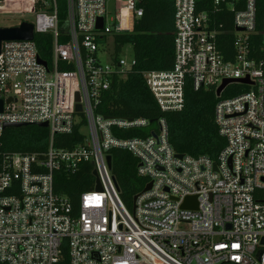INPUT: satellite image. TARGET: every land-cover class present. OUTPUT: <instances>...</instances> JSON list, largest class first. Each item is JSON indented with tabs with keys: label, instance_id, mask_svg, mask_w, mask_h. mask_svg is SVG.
Listing matches in <instances>:
<instances>
[{
	"label": "built area",
	"instance_id": "built-area-1",
	"mask_svg": "<svg viewBox=\"0 0 264 264\" xmlns=\"http://www.w3.org/2000/svg\"><path fill=\"white\" fill-rule=\"evenodd\" d=\"M141 1L63 0L61 16L59 0H0V16L21 19L0 28L22 21L33 27L31 40L0 43L1 262L264 264V30L257 29L256 0H208L210 10L203 9L206 0H173L172 66L144 73L161 111L182 109L188 85L216 90L225 79L247 78L229 82L220 95L232 94L214 106L225 140L217 155L180 158L164 117L149 135L124 137L150 121L97 111L114 76L134 63L119 58L123 45L115 51V35L133 30ZM26 10L31 21L13 14ZM228 15L232 42L223 45ZM44 33L52 36L48 61L34 41ZM27 125L47 129L46 147L6 149L5 129ZM61 134L73 136L69 147L54 145ZM111 149L133 155L145 179L130 208L111 171ZM86 162L101 189L92 173L93 187L74 203L55 191V173L74 174ZM186 196L196 197V208L181 207Z\"/></svg>",
	"mask_w": 264,
	"mask_h": 264
},
{
	"label": "trees",
	"instance_id": "trees-1",
	"mask_svg": "<svg viewBox=\"0 0 264 264\" xmlns=\"http://www.w3.org/2000/svg\"><path fill=\"white\" fill-rule=\"evenodd\" d=\"M142 16L135 19L131 32L115 35V51L129 43L132 47L134 63L123 74L114 76L110 89L105 91L97 111L115 117H144L150 121L148 127L130 130L120 136H146L156 129L159 118L164 117L168 124L169 142L175 152L192 156L207 155L215 157L224 146L225 140L218 133L214 121L216 102L232 92L227 89L217 96L213 87L195 90L188 85L185 89V102L180 110L161 111L145 82L144 73L153 69H169L173 63V0H142ZM203 9L210 10L206 0ZM224 11L216 17L217 23L226 18ZM63 16V9L61 11ZM231 17L222 25L224 30L219 40L231 44ZM256 24L259 31L264 30V0H256ZM223 38V39H222ZM52 36L35 34L34 41L40 56L46 61L50 58ZM231 58V56H226ZM76 133V132H75ZM75 136V134H74ZM48 131L36 125L7 128L3 141L6 149L33 151L44 149L47 145ZM72 135H56L54 145H71ZM111 171L119 194L127 207L131 206L133 196L139 192L145 179L137 173V159L129 152L111 149ZM93 166L83 163L77 172L64 170L55 173L54 189L65 194L72 202H77L83 190L93 187ZM65 258L62 263H66ZM0 264H6L0 261Z\"/></svg>",
	"mask_w": 264,
	"mask_h": 264
},
{
	"label": "water",
	"instance_id": "water-1",
	"mask_svg": "<svg viewBox=\"0 0 264 264\" xmlns=\"http://www.w3.org/2000/svg\"><path fill=\"white\" fill-rule=\"evenodd\" d=\"M102 25V18H99L97 22V27H101ZM6 39H26V40H31L33 39V27L32 24L26 21H22L19 25L16 26H11V27H2L0 28V43L2 40ZM236 81H241V82H247V78L245 79H225L220 86H218L215 90V93L217 96L220 95L221 91L223 88L229 83V82H236ZM78 99V96H77ZM1 103L2 101L0 100V109H1ZM76 111L81 112V105L79 103L76 104ZM7 125H13V126H20L22 125L21 123H8ZM41 126H46V123L43 122L40 124ZM177 157H182V154L177 153ZM108 164H110V156L107 155L106 157ZM214 168H216V165L214 163ZM93 175L95 176V189H101L99 179L96 175V171H92ZM151 183H147L144 187L143 190H148L150 188ZM196 197L195 196H186L181 204V207L186 208L192 203V208H196V202H195ZM264 240V239H263Z\"/></svg>",
	"mask_w": 264,
	"mask_h": 264
},
{
	"label": "rangeland",
	"instance_id": "rangeland-1",
	"mask_svg": "<svg viewBox=\"0 0 264 264\" xmlns=\"http://www.w3.org/2000/svg\"><path fill=\"white\" fill-rule=\"evenodd\" d=\"M63 0H59V6L61 9H63ZM13 14L17 17H20V18H23V19H26L28 21H31L33 19V14L31 13V11L29 10H26L24 12H21V11H15L13 12ZM114 12L113 10H111L109 12V16L110 15H113ZM21 19L19 18H16L14 16H11V15H5V16H0V25H5V26H10V25H14L16 24L18 21H20ZM109 19H107V22H108ZM100 58L103 59V60H108V58H104L103 55H100ZM132 57H133V54H132V47L129 43H125L123 44L121 50L119 51V58L124 60L125 62L127 63H130L131 60H132ZM84 132L87 133V129L84 128ZM130 208V207H129Z\"/></svg>",
	"mask_w": 264,
	"mask_h": 264
}]
</instances>
